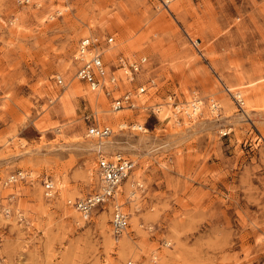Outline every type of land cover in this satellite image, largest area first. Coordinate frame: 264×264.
Masks as SVG:
<instances>
[{"label": "rangeland", "instance_id": "rangeland-1", "mask_svg": "<svg viewBox=\"0 0 264 264\" xmlns=\"http://www.w3.org/2000/svg\"><path fill=\"white\" fill-rule=\"evenodd\" d=\"M91 33L115 36L110 60L147 57L116 94L146 84L139 107L69 92ZM171 95L201 98L200 113L175 114ZM92 113L113 128L102 149L136 163L119 196L129 213L120 237L112 203L89 216L69 203L101 189ZM263 260L264 0H0V264Z\"/></svg>", "mask_w": 264, "mask_h": 264}, {"label": "built area", "instance_id": "built-area-1", "mask_svg": "<svg viewBox=\"0 0 264 264\" xmlns=\"http://www.w3.org/2000/svg\"><path fill=\"white\" fill-rule=\"evenodd\" d=\"M172 0H161L164 6H169ZM32 0H18L19 4H29ZM115 36L112 34L91 33L79 40L74 60L76 62V77L88 87L97 93H104L107 97L112 98V110L118 111L123 108H137L141 94L148 89L146 84H140L135 88H129L123 93L116 95L121 91L123 81L135 82L136 76L141 71L147 57L133 59L124 54L116 55L111 58L108 52L115 45ZM113 46V47H112ZM112 47V48H111ZM116 60V61H114ZM122 71L123 74H119ZM56 81L64 86V78L56 75ZM152 83H154L152 81ZM176 97V96H175ZM173 95L169 96L168 102L175 114H185L192 117L200 113L203 100L194 97L188 103L176 102ZM238 102L244 105L245 100L241 94L236 96ZM213 110L219 108L217 102L211 105ZM160 106L154 107L153 111L158 112ZM85 119L90 121L87 129V136L95 137L99 140L109 137L113 133V128L108 124H100L94 113L87 114ZM131 127L134 129H144V125L138 123H123L121 128ZM98 170L101 179V189L88 195L85 198L75 201L69 200L79 212L84 216H89L91 212L100 204L112 203V225L116 237H120L129 226V213L124 209L123 203L120 202V193L122 186L134 172L136 163L127 154L118 151L112 154L106 153L104 149H98ZM46 190L49 196L53 195L54 183L46 180ZM141 188L142 184L136 182V188ZM136 191L131 192L135 195ZM258 264H264V260Z\"/></svg>", "mask_w": 264, "mask_h": 264}, {"label": "bare ground", "instance_id": "bare-ground-1", "mask_svg": "<svg viewBox=\"0 0 264 264\" xmlns=\"http://www.w3.org/2000/svg\"><path fill=\"white\" fill-rule=\"evenodd\" d=\"M90 27V26H89ZM69 68V65H65V70ZM72 79L75 80V83H73L70 88H69V92L71 94H77V95H82L83 94V91L85 90V95L88 96L89 99H91L92 101H96L97 97H96V93H94V91H90L88 89H85L81 83V81L76 77H72ZM67 86V85H66ZM239 93V92H238ZM96 103V102H95ZM170 113H168V111L166 109H163V112H161V117L163 119H167L169 118V115ZM169 115V116H168ZM120 113L115 116H112L110 119L112 121H114L115 118H118L120 117ZM112 145V144H111ZM109 144L107 143H104L103 139H101L99 142L95 143V144H92V148H108ZM128 187H129V182H127ZM138 206V205H137ZM134 214L136 215V213L134 212ZM124 240H126V237L124 238ZM124 244V243H123Z\"/></svg>", "mask_w": 264, "mask_h": 264}]
</instances>
